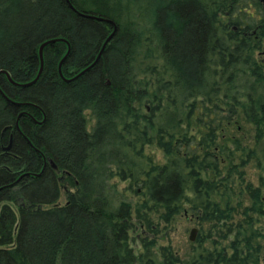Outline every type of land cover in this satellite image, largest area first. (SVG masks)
<instances>
[{"label": "trees", "instance_id": "16d2710c", "mask_svg": "<svg viewBox=\"0 0 264 264\" xmlns=\"http://www.w3.org/2000/svg\"><path fill=\"white\" fill-rule=\"evenodd\" d=\"M68 2L0 0V264H259L264 0ZM76 11L115 30L66 81L113 27ZM182 211L218 238L185 261L152 237Z\"/></svg>", "mask_w": 264, "mask_h": 264}, {"label": "rangeland", "instance_id": "374dc122", "mask_svg": "<svg viewBox=\"0 0 264 264\" xmlns=\"http://www.w3.org/2000/svg\"><path fill=\"white\" fill-rule=\"evenodd\" d=\"M258 59H260L264 64V37L261 39V50L255 54ZM88 113V112H85ZM90 124L87 125L89 128ZM245 128V143L247 145H251L250 136L252 135V126L250 124H244ZM147 152H150L155 155L156 159L161 160V154L159 150L153 147H146L145 149ZM236 162V160H234ZM242 180L244 182H250L252 186H256L258 184V175L260 171L255 168L252 162H249L242 168ZM235 181H239L235 179ZM242 183V184H243ZM123 184H119L120 187ZM64 187V185H63ZM63 191V190H62ZM264 192V189L262 190ZM65 196L64 193L61 192L57 203L62 204L64 203ZM234 200V198H233ZM246 204V199L242 202ZM232 204V200H231ZM153 222L155 223L157 220L155 216H152ZM233 219L236 221L240 219L238 214L233 216ZM135 223V221L133 220ZM158 233L155 236L156 245H170L172 250L179 256L182 261L188 259L191 254V250L193 247L197 245L196 240L198 237L203 236L205 237L203 245L209 246L211 238H217V235L214 233L213 228H210L209 223H198L194 217L187 213L186 211H182L181 214L175 216L169 223L163 224L162 222H158ZM261 232L264 233V220L258 218L256 223L254 224ZM194 228L193 232V240L190 241L188 239V235L190 230ZM218 228V227H217ZM142 235V230L136 224L128 231V241L129 245L133 248L134 252H137L140 249L138 237ZM232 237V234H229L226 240H221L220 245H225L227 241ZM261 245V255H260V262L259 264H264V238L259 240ZM156 248V247H155Z\"/></svg>", "mask_w": 264, "mask_h": 264}, {"label": "water", "instance_id": "95a60500", "mask_svg": "<svg viewBox=\"0 0 264 264\" xmlns=\"http://www.w3.org/2000/svg\"><path fill=\"white\" fill-rule=\"evenodd\" d=\"M66 1H67L68 6H69L72 10H74V8L71 6V4L68 2V0H66ZM74 11H75V10H74ZM76 13L79 14V15H81V16H84V17H89V18H93V19H96V20L104 21V22H107V23L113 25V22H112L111 20H109V19H105V18H102V17L91 16V15H85L84 13H80V12H78V11H76ZM114 30H115V26L113 25L111 32H110L109 35L104 39L103 43L101 44V47H100V49H99L98 54L96 55V57H95V59L93 60L92 63H90L88 66L84 67L83 69H81L78 73H76V74L73 75L72 77H69V78H63V79L66 80V81H70V80L76 78L77 76H79L80 74H82L84 71H86V70H87V69H88V68H89V67H90V66H91V65L97 60V58H98V56H99V54H100V52H101L103 46H104L105 43L110 39V37H111L112 34L114 33ZM55 40H57V39H47V40L43 41V42L39 45V47H38L39 68H38V71H37L35 77H34L31 81H29V82L21 83V84H18V83H17L18 85H28V84H30V83H32V82H34V81L36 80V78L38 77V75H39V73H40V71H41V67H42V48H43L44 45L49 44V43H51V42H53V41H55ZM67 53H68V48H67L66 52L64 53V55L61 57V59L58 61V64H57V70H58V73H59V74H60V70H59L60 64H61V62L63 61V59L65 58V56L67 55ZM5 75H6V77L9 79L7 73H5ZM60 75H61V74H60ZM51 165L54 167L53 164H51ZM193 232H194V228H192V229L190 230L189 235H188V239H189L190 241L193 240Z\"/></svg>", "mask_w": 264, "mask_h": 264}]
</instances>
